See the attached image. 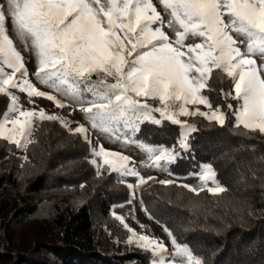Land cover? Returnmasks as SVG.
<instances>
[{"label":"snow or ice","instance_id":"snow-or-ice-1","mask_svg":"<svg viewBox=\"0 0 264 264\" xmlns=\"http://www.w3.org/2000/svg\"><path fill=\"white\" fill-rule=\"evenodd\" d=\"M162 12L172 17L167 26L174 31V38L164 30ZM13 29L22 38H31L39 58L33 73L36 80L56 91L66 87L77 97L79 110L91 121L92 129L115 131L123 122L125 129L135 131L133 125H140L141 119L160 125L163 118L183 128L175 145L179 147L197 128L181 123L183 117H193L189 105L198 106L196 116L223 126L228 113L214 107L204 94L214 90L209 84L214 70L233 81L232 91L224 92V97L242 100L236 110L227 104L235 120L264 110V76L257 79L249 73V61L236 63L233 45L241 41L231 34L234 31L256 39L264 56V0H157L156 4L153 0H107L105 4L101 0H0V94L10 98L14 111L17 96L13 90L64 108L67 105L62 100L29 78L24 57L10 36ZM189 35L202 42L187 44ZM249 48L251 52L252 43ZM109 77L113 83H108ZM149 98L158 99L160 106H149ZM169 101L180 103L176 106ZM199 106L214 110L209 115ZM36 117L63 120L44 110H20L15 117H9L6 110L0 121V138L22 146L19 137ZM64 126L91 142L85 124L72 128L64 121ZM91 152L109 165L113 151L99 146ZM91 163L96 165L97 160ZM112 215L121 221L115 212Z\"/></svg>","mask_w":264,"mask_h":264},{"label":"trees","instance_id":"trees-1","mask_svg":"<svg viewBox=\"0 0 264 264\" xmlns=\"http://www.w3.org/2000/svg\"><path fill=\"white\" fill-rule=\"evenodd\" d=\"M209 84L214 90L205 91L206 95L214 107L228 113L223 126L196 115L190 117L189 122L197 128L190 134L187 151L175 147L179 128L173 124L145 123L139 134L174 148L178 156L171 171L175 174L199 172L203 165H211L223 190L194 192L176 182L154 181L141 190V199L173 237L189 245L202 264H264V133L238 123L228 112V103L234 110L240 104L224 97V92L232 91L230 77L214 70ZM9 106L10 98L0 94V120ZM39 131L37 139L27 145L28 161L24 163L18 146L0 138V235L13 234L29 222L50 232L25 244L19 252L20 262L149 264V249L113 253L100 246L94 232L99 221L96 217L102 215L111 239L129 240L124 225L110 218L115 205L130 200L129 186L113 172L99 174L91 163L92 144L82 135L48 120L41 121ZM58 143L62 147H57ZM20 169L24 171L21 177ZM9 205L14 214L6 213Z\"/></svg>","mask_w":264,"mask_h":264},{"label":"rangeland","instance_id":"rangeland-1","mask_svg":"<svg viewBox=\"0 0 264 264\" xmlns=\"http://www.w3.org/2000/svg\"><path fill=\"white\" fill-rule=\"evenodd\" d=\"M105 3H107V0H101V4ZM153 3L156 4L157 0H153ZM157 9L158 11H162V6L157 5ZM162 15H164L165 18L164 30L170 37L174 38V31L167 26L168 20L172 19V17L163 12ZM231 34L238 41H241L238 45H233V47L236 48V63L241 64L243 61H249L246 65L249 73L255 75L257 79H259L260 76H264V56H261L259 53L258 41L254 38H249L246 34H240L234 31ZM10 36L13 38L17 50L20 51L24 57L26 66L29 69V78L33 83H35L41 90L56 95L57 98L62 100L67 106L64 108H58L56 107L55 102L49 101L46 98L29 97L27 93L13 90L17 96V104L14 111L10 100V106L7 112L8 116L15 117L20 110L35 109L37 112L39 110H44L48 115L62 117L63 120L58 122L64 125V121H66L72 128L77 127L81 123L85 124L86 127H89L88 135L91 138L90 143L92 144V148L95 147L98 150L99 146H103L106 150L113 151L112 157H109L111 160L108 166L103 164L102 158H97L91 154L90 158L92 160H97L96 167L99 174L104 175L112 171L122 183L129 186L131 191L130 200L115 205L112 208L110 218L115 217L112 215L113 212L122 218L120 222L127 226L129 232L128 239H131L132 243L129 244L127 241L119 242L111 239L110 231L107 229V222L104 221L102 215H97L96 218L97 220L99 219V221H97L95 225L94 232L99 239L100 246L104 250L120 254L137 251L139 249H149L152 253L149 264H202L200 259L192 253L188 244L182 243L178 241L177 238L173 237L166 225L161 223L151 214L141 199L140 192L142 189L147 188L152 182L161 181L164 184L176 182L187 186L194 192L207 189L219 193L223 188L216 181L213 167L205 164L199 172H191L188 174L173 173L171 171V165L177 160L178 156V153L175 152L174 148L150 142L139 134L143 124L152 123L153 125H156L152 121L145 122L141 119L140 125H133L135 131H132L130 128L125 129L123 127V122L116 126L115 131L92 129L90 127L91 121L79 110L80 104L77 101V97L73 96L66 87L62 86L59 91H56L51 88L50 85H43L36 80L33 73L38 68L39 58L36 56L35 49L32 47L31 38L28 36L22 38L14 29L10 32ZM200 42H202L201 38L192 37L191 35H189L186 40L187 44ZM249 43H252L251 52ZM93 79L95 80L96 77L94 76ZM113 82L114 80L109 77L108 83ZM102 87L103 86L101 85V88ZM28 88L29 90H32V85H29ZM204 94L206 95V92H204ZM84 98H87V94H84ZM148 103L149 106H160L158 99L153 100L149 98ZM169 103L178 106L180 102L169 101ZM241 104L242 100L240 101L239 107ZM188 107L193 109L192 115L194 117L196 115L194 109L198 106L189 105ZM199 107L201 111H207L209 115L214 110L207 109L206 106ZM239 107L237 109H239ZM168 115H171V113H168ZM2 119L0 121H2ZM175 119L179 120V116H176ZM182 119H184L181 121L182 124H193L189 122L190 117H183ZM41 121L42 120L38 117L33 118L30 127L25 130V135L19 137L22 146H18V153L21 157L20 159L22 163L26 162L23 160V157L26 156L27 145L35 141L37 135L40 133L39 127ZM161 121V124L166 123L167 126L172 125L171 122L164 120L163 118H161ZM236 121L248 128L258 129L261 133H264V110L257 112L253 117L244 116ZM171 131H173V128H171ZM179 132H183V128H179ZM179 138L180 137L178 136V139ZM61 143H58L57 147H62ZM180 147L181 149L188 147V139H183ZM62 158L64 157L61 155V159ZM19 171V177H21V174L24 173V171L21 169ZM159 174L164 175L165 179L158 180L157 176ZM58 195L63 197L61 192ZM46 208L50 207L47 206ZM14 212L13 206L9 205L6 213L14 214ZM40 225H36L35 222H29L23 226V229L20 228L13 234H9L6 237L0 235V264H15L16 260L17 264H26L19 260V252L21 248L25 244L36 242V240L42 237V233L48 231L47 233L50 234L49 230L40 229ZM45 238L50 239V237ZM137 244L142 247H138Z\"/></svg>","mask_w":264,"mask_h":264},{"label":"built area","instance_id":"built-area-1","mask_svg":"<svg viewBox=\"0 0 264 264\" xmlns=\"http://www.w3.org/2000/svg\"><path fill=\"white\" fill-rule=\"evenodd\" d=\"M164 177H165L164 175L159 174V175L157 176V179H158V180H163V179H165Z\"/></svg>","mask_w":264,"mask_h":264}]
</instances>
